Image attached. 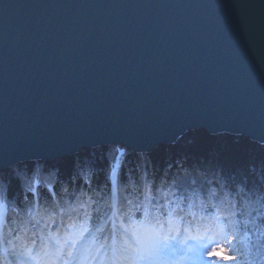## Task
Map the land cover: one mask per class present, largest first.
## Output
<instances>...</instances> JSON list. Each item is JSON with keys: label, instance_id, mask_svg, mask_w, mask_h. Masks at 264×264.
<instances>
[{"label": "water", "instance_id": "1", "mask_svg": "<svg viewBox=\"0 0 264 264\" xmlns=\"http://www.w3.org/2000/svg\"><path fill=\"white\" fill-rule=\"evenodd\" d=\"M196 130L264 144V0H0V171Z\"/></svg>", "mask_w": 264, "mask_h": 264}, {"label": "trees", "instance_id": "2", "mask_svg": "<svg viewBox=\"0 0 264 264\" xmlns=\"http://www.w3.org/2000/svg\"><path fill=\"white\" fill-rule=\"evenodd\" d=\"M116 147L125 153L117 178V205L124 197L133 199L140 195L145 181L157 196L161 191H172L176 196L191 195L194 187L200 198L207 201L210 191L217 195L227 192L233 202L238 203L234 219L240 224L236 238L230 243L233 251L229 250L222 261L232 264L230 257L236 255L238 259L234 264H250L253 259L260 264L264 255V144L242 135H211L204 130L190 131L176 143L160 144L149 153L133 152L121 144H108L84 148L58 160L27 161L1 170L0 192L6 205L5 233L14 229L11 235H24L20 231L22 222L27 223L29 236L37 232L35 221L31 219L36 210L44 219L54 216L50 231L52 225H66L69 216L81 219L85 210L91 215L90 226L97 225L99 217L108 211L105 205L111 202L110 167ZM176 196L171 198L175 200ZM249 201L252 202L248 208L251 215H239L243 204ZM216 202L213 198L212 203ZM81 204L85 208H81ZM97 207L102 211L97 212ZM73 209L75 211H70ZM245 220H254L255 226L251 222L244 224ZM242 251H248V255L242 256ZM0 264L5 261L0 260Z\"/></svg>", "mask_w": 264, "mask_h": 264}, {"label": "snow or ice", "instance_id": "3", "mask_svg": "<svg viewBox=\"0 0 264 264\" xmlns=\"http://www.w3.org/2000/svg\"><path fill=\"white\" fill-rule=\"evenodd\" d=\"M124 156L121 148L113 149L111 202L105 205L108 211L99 217L97 225L90 226L91 215L85 210L81 219L69 216V222L53 232L48 229L55 222L54 216L44 219L37 213L31 219L36 220L34 227L43 224L38 232L29 236L27 223L22 222L20 231L24 235H11L14 229L6 234V205L0 192V260L7 264L3 255L6 253L17 257L19 264H183L185 260H199L218 242L227 246L236 238L240 224L234 219L238 203H234L227 192L217 195L210 191L207 201L200 198L194 187L191 195L176 196L172 191H161L157 196L145 181L140 195L133 199L124 197L117 205V178ZM213 198L216 203H212ZM251 203H244L239 215H251L248 211ZM182 204L186 207H181ZM80 207L85 208V205ZM96 211L102 208L97 207ZM250 222L255 226L254 220L243 223ZM244 235L246 237L247 232ZM8 248L13 251L9 253ZM241 255L246 257L248 251H242ZM208 259L209 264H224L212 256ZM237 259L236 255L230 257L232 264ZM250 264H257V261L253 259ZM260 264H264V255H261Z\"/></svg>", "mask_w": 264, "mask_h": 264}, {"label": "rangeland", "instance_id": "4", "mask_svg": "<svg viewBox=\"0 0 264 264\" xmlns=\"http://www.w3.org/2000/svg\"><path fill=\"white\" fill-rule=\"evenodd\" d=\"M229 251V244L225 246L223 243L218 242L217 246L214 247L209 253L203 255L199 260H185L183 264H209V256L218 258L221 261V256ZM215 264V262H213Z\"/></svg>", "mask_w": 264, "mask_h": 264}, {"label": "clouds", "instance_id": "5", "mask_svg": "<svg viewBox=\"0 0 264 264\" xmlns=\"http://www.w3.org/2000/svg\"><path fill=\"white\" fill-rule=\"evenodd\" d=\"M13 250L11 249V248H8V252L9 253H11ZM16 251H19V249H16ZM12 257H13V259H14V261H15V264H19V261H18V258L17 257H15L14 255H11ZM257 261V264H259V261L258 260H256Z\"/></svg>", "mask_w": 264, "mask_h": 264}]
</instances>
